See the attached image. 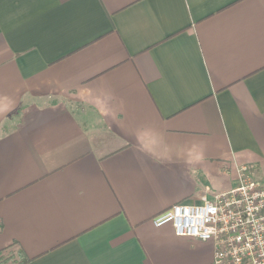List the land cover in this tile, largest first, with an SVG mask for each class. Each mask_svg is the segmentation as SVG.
<instances>
[{
    "label": "crops",
    "instance_id": "crops-1",
    "mask_svg": "<svg viewBox=\"0 0 264 264\" xmlns=\"http://www.w3.org/2000/svg\"><path fill=\"white\" fill-rule=\"evenodd\" d=\"M242 166L264 180V0H0V264H214L153 220Z\"/></svg>",
    "mask_w": 264,
    "mask_h": 264
},
{
    "label": "built area",
    "instance_id": "built-area-1",
    "mask_svg": "<svg viewBox=\"0 0 264 264\" xmlns=\"http://www.w3.org/2000/svg\"><path fill=\"white\" fill-rule=\"evenodd\" d=\"M177 237L212 243L214 264H264V180L238 169V185L202 204L180 203L153 220Z\"/></svg>",
    "mask_w": 264,
    "mask_h": 264
},
{
    "label": "rangeland",
    "instance_id": "rangeland-1",
    "mask_svg": "<svg viewBox=\"0 0 264 264\" xmlns=\"http://www.w3.org/2000/svg\"><path fill=\"white\" fill-rule=\"evenodd\" d=\"M15 251L10 255V253H6L5 254V258L8 264H16L18 263V261H16V259H20L19 254H14Z\"/></svg>",
    "mask_w": 264,
    "mask_h": 264
},
{
    "label": "trees",
    "instance_id": "trees-1",
    "mask_svg": "<svg viewBox=\"0 0 264 264\" xmlns=\"http://www.w3.org/2000/svg\"><path fill=\"white\" fill-rule=\"evenodd\" d=\"M19 260L20 261H18V263H16V264H25V263L30 261L27 257L24 256L23 252L20 253V259Z\"/></svg>",
    "mask_w": 264,
    "mask_h": 264
}]
</instances>
